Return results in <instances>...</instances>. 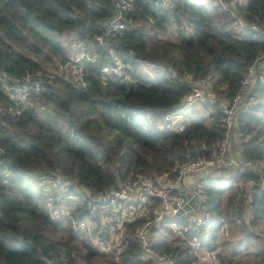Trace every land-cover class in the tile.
I'll use <instances>...</instances> for the list:
<instances>
[{"label": "trees", "instance_id": "1", "mask_svg": "<svg viewBox=\"0 0 264 264\" xmlns=\"http://www.w3.org/2000/svg\"><path fill=\"white\" fill-rule=\"evenodd\" d=\"M224 5L264 27V0H132L126 28L112 36L105 29L116 13L115 0H0V264H46L43 254L57 264H149L135 241L140 222L125 232L119 255L96 245L95 239L106 242L109 234L81 227L88 214L83 196L141 177L171 180L179 165L217 152L227 133L219 101L207 104L210 115L190 120L183 132L149 120L175 112L197 81L209 80L216 95L232 100L248 66L264 54V36L250 29L237 34ZM173 20L180 41L150 47L152 34L167 33ZM117 60L131 70L124 78L103 80L101 69ZM144 62L172 68L176 77H145L138 69ZM60 67L67 69L60 74ZM28 75L43 80L45 90L33 96L34 105L11 113L19 105L7 89ZM237 132L242 154L264 172L260 81L242 102ZM252 181L254 202L248 204L239 186ZM42 182L66 212L42 201ZM229 182L226 204L225 188L217 192L206 185L213 219L193 235L217 253L220 264H264V236L252 230L264 229L257 173L233 175ZM247 208L253 220L240 217ZM238 220L246 231L231 228ZM229 229L235 245L230 253L218 252L222 237L231 241ZM160 251L184 255L177 264L195 262L188 249L164 244Z\"/></svg>", "mask_w": 264, "mask_h": 264}, {"label": "built area", "instance_id": "2", "mask_svg": "<svg viewBox=\"0 0 264 264\" xmlns=\"http://www.w3.org/2000/svg\"><path fill=\"white\" fill-rule=\"evenodd\" d=\"M131 1L115 0L116 13L106 25L105 36L115 35L126 28L125 13L131 8ZM224 6L243 32L250 29L264 36V27L248 24L234 8ZM98 41L101 42L102 38H98ZM79 60L76 59L77 62ZM90 60L95 62V58ZM66 69L67 67H60V74ZM130 70L131 66L117 60L101 69L102 79L124 78ZM167 71L176 77L172 68H167ZM80 81L82 82L81 78ZM258 81L264 84V54H260L256 61L248 66L237 95L232 100L220 101L227 133L214 156L179 165L175 178L171 180H151L141 177L99 196H92L89 193L83 196L88 202V214L81 227L89 228L94 222L98 224L95 227L99 228L100 232L109 234V239L101 242V246L98 245L101 250L119 255L125 232L131 224L140 222L135 233V241L141 250V255H146L145 262L177 264L185 257L184 255L174 251H160L164 244L176 245V242L182 245L180 250H189L190 256L195 259L193 264H202L198 261L199 250H204L207 254L208 259L205 264H215L218 261L217 253L204 247L202 241L193 235L213 219L208 198L201 190L202 184L212 175L225 171L238 175L253 170L257 173L260 192H264V172L258 170L254 161L233 150L232 146V137L237 132V119L242 102L254 91ZM86 85L84 82V86ZM209 86V80L192 83L191 92L185 96L181 106L175 112L164 116L168 130L177 133L187 128L189 121L186 114L196 106L209 104L207 89ZM7 90L11 100L19 105L17 111L11 108L9 112L20 114L22 110L34 105L33 96L45 90V82L37 78V75H28L23 81L8 87ZM253 185H255L253 181L247 183L248 204L254 202ZM52 201V198H49V202ZM181 220L187 221V224L182 225ZM168 234L173 237L169 242ZM42 260L46 264H57L56 257H46L43 254Z\"/></svg>", "mask_w": 264, "mask_h": 264}, {"label": "rangeland", "instance_id": "3", "mask_svg": "<svg viewBox=\"0 0 264 264\" xmlns=\"http://www.w3.org/2000/svg\"><path fill=\"white\" fill-rule=\"evenodd\" d=\"M208 1V0H207ZM224 7V6H223ZM215 14V12H213V15ZM146 25V24H145ZM230 27H232V29L237 33V34H240V35H242L243 34V30L235 23V21L233 20L232 21V26H230ZM146 30H149V29H147V28H145ZM151 33H153V31H150ZM152 35H154V39H152V40H149V46L150 47H155V46H158V45H160L161 43H164V42H169V43H178L179 41H180V37H179V34H178V31H177V24L175 23V21L173 20V23L172 24H170L169 26H168V31H167V33H153ZM149 65V63H146V62H144V63H140L139 64V66H138V69L140 70V72H141V74L143 75V76H145V77H148V78H151L150 76L152 75V76H156V75H165V74H168L167 72L168 71H165L164 69H160V70H150V68L151 67H149L148 66ZM153 67H155V66H153ZM146 73H149V76L148 75H146ZM151 79H153V78H151ZM192 83V82H191ZM208 99H209V103H214V102H218L219 101V103H220V101H222V100H225L226 98H223V96L222 95H216L215 93H214V91H213V89H212V86H209L208 88ZM248 101H249V99H248ZM199 109L201 110V112L203 111V109H206L205 108V105H201L200 107H199ZM157 118L155 117V116H151L150 117V120H149V123L150 124H152V126H153V124L154 125H161L162 124V120H161V118H159L158 120H156ZM163 120H164V118H163ZM156 121V122H155ZM237 135V134H236ZM221 175V174H220ZM220 175H212L210 178H211V181L212 182H214V181H216V180H221L222 182H220L218 185H216V189H217V192H220L223 188H225V187H227L230 183L229 182H226V181H224L225 179H223V178H221L220 177ZM228 175H231V172L228 174ZM231 176H233V175H231ZM223 177H224V175H223ZM197 180V179H196ZM43 186H44V190L43 189H40L39 191H38V193L40 194V197H41V199H42V201H45V198H46V202H47V204H48V207L51 209V210H53V211H56V212H59L60 210H62L63 212H66L67 211V209L65 208V207H63V206H61V207H58V206H56V205H54V202L52 201V202H49V198H52V196H51V191L49 190V188L46 186V184H47V182H42L41 183ZM206 184H207V182L206 183H204V185H203V187H205L206 186ZM232 184H230L228 187H230ZM239 186V185H238ZM227 187V190H229V188ZM38 188H39V186H38ZM244 188H245V190H247V184L244 186V185H240L239 186V190H240V192H241V195H242V197L244 198ZM237 187L236 188H234V190H233V192H236L237 191ZM238 190V191H239ZM226 194V193H225ZM227 195V194H226ZM246 211H247V213H246V215H241L240 214V217L242 216V219L243 218H245V220H247V221H249V220H253V215H251V212L249 211V209L247 208L246 209ZM66 214V213H65ZM239 215V214H238ZM239 216H237V218H238ZM241 220H238V223H237V225H233V226H231V228L234 230V231H246V230H243L244 229V227L241 225ZM98 224H96V223H94V222H92L89 226V228H95V226H97ZM252 230H254L255 232H261L262 234H263V236H264V229L263 228H254V229H252ZM222 233H224L225 235H227V229L224 227L223 229H222ZM175 236V235H174ZM229 238H230V243L228 242V241H224L223 240V238L224 237H222L221 239H220V243H219V245H218V252L219 251H221V250H223L224 252H227V253H230L231 252V250H232V247L235 245V240H234V237L232 236V234H231V229H229V236H228ZM173 237L172 236H170L169 234H168V236H167V240H168V242L169 241H171V239H172ZM224 242H226V243H224ZM95 243L97 244V246L99 245V246H101V242H99V239H95ZM224 243V244H223ZM254 244L255 245H257V248H259V246H260V244L258 243V242H254ZM169 247H176V246H180L179 248H181V244L179 243V242H176V245L174 244V243H171V244H169L168 245ZM257 248H255V249H257ZM254 249V250H255ZM199 252V253H198ZM197 253H198V256H200V260H198L199 262H201L202 264H205V262H206V260L208 259V257H207V254H206V252H204V250L203 251H198ZM216 254V253H215ZM217 255V254H216ZM145 258H146V255H141V260H145ZM245 261H247L248 260V257H246L245 259H244ZM215 264H220V261L218 260V261H216L215 262Z\"/></svg>", "mask_w": 264, "mask_h": 264}, {"label": "crops", "instance_id": "4", "mask_svg": "<svg viewBox=\"0 0 264 264\" xmlns=\"http://www.w3.org/2000/svg\"><path fill=\"white\" fill-rule=\"evenodd\" d=\"M149 67H151L150 68V70H160V69H164L165 71H167V68H163V67H159V66H157V65H153V64H149L148 65ZM153 66H155V67H153ZM168 73V72H167ZM146 75H148L149 76V73H146ZM166 75V74H165ZM165 75H156V76H150L151 78H153V79H155V78H159V77H163V76H165ZM248 95H250V94H248ZM247 95V96H248ZM246 96V97H247ZM245 97V98H246ZM207 104H205V106H206ZM199 107L200 106H196V107H194L192 110H190L189 112H188V114H186V117H187V119H188V121H190V120H198V119H200L201 117H208L209 115H210V112H209V109L207 108V107H205L206 109H203V111L201 112V110L199 109ZM158 116H160V117H156L157 119L156 120H158L159 118H161V120H162V124L161 125H157L160 129H163L165 126H166V124H165V122H164V120H163V118H164V115H158ZM156 122V121H155ZM237 134V135H236ZM236 134H235V136H233L232 137V146H233V150H236V152H239V153H242L241 152V148H240V142H241V139H240V136H239V134H238V132H236ZM230 172L229 171H225V172H223V173H221V175L220 174H217V175H220V177L221 178H223V179H225L224 181H226V182H229V179L231 178V175H233L232 173H231V175H228ZM223 175H224V177H223ZM207 184H209L210 185V187L211 188H214L216 191H217V189H216V185H218L220 182H222L221 180H216V181H214V182H212L211 181V178L209 177L208 179H207ZM205 182V183H206ZM230 184H232L230 187H228L229 189L230 188H232L233 187V182H229ZM206 184V185H207ZM203 185H204V183L202 184V189L201 190H204V191H206V186L205 187H203ZM235 187H236V185H234ZM255 185H253L252 187H254ZM227 187H225V189L226 190H224V194L222 195V199H223V202H224V204H226V202H227V199H228V197H229V193H230V191L231 190H227ZM245 189V188H244ZM223 191V190H222ZM227 195H226V194ZM208 198V197H207Z\"/></svg>", "mask_w": 264, "mask_h": 264}]
</instances>
